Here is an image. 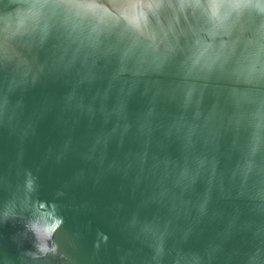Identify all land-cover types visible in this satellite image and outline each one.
I'll list each match as a JSON object with an SVG mask.
<instances>
[{
	"label": "clouds",
	"instance_id": "obj_1",
	"mask_svg": "<svg viewBox=\"0 0 264 264\" xmlns=\"http://www.w3.org/2000/svg\"><path fill=\"white\" fill-rule=\"evenodd\" d=\"M140 12L143 19L134 20ZM169 67L175 79L161 88L150 78ZM44 75L66 78L72 85L59 104L62 117L102 121L79 152L98 166L97 180L118 173L138 185L147 183L152 191L142 207L155 204L166 210L151 219L133 212L122 226L149 249L142 264H165L166 258L169 264H213L219 244H209L204 254L167 245L170 238L186 240L203 219L223 217L220 210L210 211V204L214 194L232 198L219 168L226 133H232V148L241 153L229 182H238L237 195L252 201L255 219L241 223L235 210L222 235L250 231L256 246L240 264H264V0H0V128L19 129L21 139L34 130L31 121L20 127L23 103L12 96ZM97 83L104 86L86 101L79 89ZM141 84L145 92L152 91L153 100L161 94L178 99L179 113L160 122L150 104L130 121L126 97ZM114 89L117 100L108 107ZM209 91L214 102L205 112ZM50 107L46 104L44 110ZM241 131L247 133L243 145L238 143ZM130 137L136 150L107 161L109 146L115 142L122 147ZM166 142L178 144L180 161L160 155ZM72 150L66 139L55 158ZM197 182L205 188L193 202L186 196ZM37 191V177L24 170L23 179L0 201V225L22 221L23 232L32 237L27 250L32 259H66L53 239L65 222L59 205L39 199ZM182 221L188 223L181 227ZM107 242L108 236L97 231L93 248L99 252ZM130 257L126 252L121 264H134ZM226 264H232L231 257Z\"/></svg>",
	"mask_w": 264,
	"mask_h": 264
},
{
	"label": "water",
	"instance_id": "obj_2",
	"mask_svg": "<svg viewBox=\"0 0 264 264\" xmlns=\"http://www.w3.org/2000/svg\"><path fill=\"white\" fill-rule=\"evenodd\" d=\"M143 16L144 13L140 12L133 19H143ZM45 56L46 50H42L40 59L43 60ZM173 71L169 67L165 73L150 79L158 80L161 88H166L175 79ZM103 86V83H97L91 88L81 87L79 91L88 101L96 89ZM71 87L66 78L42 76L35 86L12 96L13 100L20 99L23 103L20 127L31 121L34 123V130L21 139L19 129L13 132L6 127L0 128V188L3 189L0 191V201L7 198V189L23 179L24 170H30L37 177L38 198L57 203L64 217V225L53 239L66 259H62L60 255L32 259L27 255V250L32 249V237L23 232L22 221H16L0 225V264H121L126 252L131 253L130 258L134 264H142L147 255H150L149 249L127 235L122 226L133 212L140 211L142 218L151 219L156 215H165L166 210L155 204L142 207L146 196L152 191L147 183L138 185L132 178L125 179L118 173H109L97 180L98 166L82 159L79 152L103 123L99 118L91 122L82 118L77 122L75 116H61L59 104ZM116 100L114 89L106 101L107 106L111 107ZM125 102L128 118L132 122L150 104H154L160 122H167L180 111L178 99L170 100L161 94L153 100L152 91L145 92L143 84L128 95ZM213 102L214 97L209 91L205 94L202 110L207 112ZM46 104H51L52 107L44 110ZM66 139H71L73 150L57 161L55 155ZM246 139L247 133L241 131L238 143L243 145ZM232 140V133L224 135L219 164L224 174L225 186L230 188L232 198L220 199L214 194L210 204V211L220 210L223 217L205 218L194 225L192 234L186 240L170 238L167 245L170 249L204 254L209 244H219L220 251L213 264H226L229 257L232 258V264H240L244 255L256 246L252 233L243 228L230 235H222L235 210L239 212L241 223L255 219L250 212L252 201L237 195L238 182L236 185L229 182L231 170L241 159V153L232 148ZM136 148L131 137L125 140L122 147L113 142L108 148L107 161L121 159L124 153L135 151ZM160 155H167L177 161L182 159L175 142H166ZM79 173L83 175L77 179ZM254 180V177L249 180V193ZM204 188L203 182H197L186 199L194 202ZM58 192L63 195L58 196ZM187 223L182 221L181 227ZM97 231L108 236L107 244L99 252L93 248ZM169 261L170 258H166L165 264H169Z\"/></svg>",
	"mask_w": 264,
	"mask_h": 264
}]
</instances>
